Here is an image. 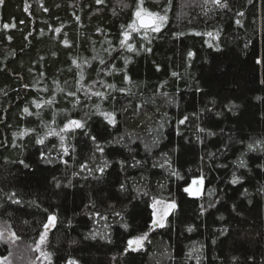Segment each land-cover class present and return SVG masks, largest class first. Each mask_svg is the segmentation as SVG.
Returning <instances> with one entry per match:
<instances>
[{
    "label": "trees",
    "instance_id": "obj_1",
    "mask_svg": "<svg viewBox=\"0 0 264 264\" xmlns=\"http://www.w3.org/2000/svg\"><path fill=\"white\" fill-rule=\"evenodd\" d=\"M0 225L49 264H264V0H0Z\"/></svg>",
    "mask_w": 264,
    "mask_h": 264
},
{
    "label": "rangeland",
    "instance_id": "obj_2",
    "mask_svg": "<svg viewBox=\"0 0 264 264\" xmlns=\"http://www.w3.org/2000/svg\"><path fill=\"white\" fill-rule=\"evenodd\" d=\"M148 15L147 13H141V16ZM139 17H136V20ZM173 204L166 201H157L153 205V224L164 226L166 220L171 213ZM156 227V228H157ZM0 241L7 244V255L0 257V264H49V258L45 252L43 242H38L35 245L30 243H22L13 240L11 235L7 233L6 229L0 225ZM139 241V243L132 244L134 248L140 249L143 247L144 238L132 240ZM39 246V247H38Z\"/></svg>",
    "mask_w": 264,
    "mask_h": 264
},
{
    "label": "snow or ice",
    "instance_id": "obj_3",
    "mask_svg": "<svg viewBox=\"0 0 264 264\" xmlns=\"http://www.w3.org/2000/svg\"><path fill=\"white\" fill-rule=\"evenodd\" d=\"M215 3L219 4L220 3V0H214ZM141 3H142V0H141ZM149 16L152 17V20L150 23H144V21H141V26L142 27H145V28H148V27H152V30L154 31H158L159 30V24L157 23V20L159 21H163L165 18L164 17H159L158 14H152V13H149L148 14ZM136 16L137 17H140L141 16V11H137L136 12ZM191 55V54H190ZM70 124L72 125H75L76 127H80L81 125L79 124V122L77 121H71ZM54 134V133H53ZM41 143H43V141H40ZM253 146L252 145H249V148L251 149ZM241 166H243V162H241ZM236 182V181H234ZM174 206V205H173ZM49 224H46L45 225V230L47 231L48 228L51 226V225H54V222H55V217L54 216H50L49 218ZM0 235H2V233H0ZM14 235V234H13ZM45 239V236L42 234L41 235V243L44 241ZM136 243H139V241H129V244H136ZM39 247V246H38ZM69 264H73V262H69Z\"/></svg>",
    "mask_w": 264,
    "mask_h": 264
},
{
    "label": "water",
    "instance_id": "obj_4",
    "mask_svg": "<svg viewBox=\"0 0 264 264\" xmlns=\"http://www.w3.org/2000/svg\"><path fill=\"white\" fill-rule=\"evenodd\" d=\"M152 20V17L149 16V15H143V16H140L136 22H137V26L139 28H142V29H151L152 27H148V28H145V27H142L141 26V21H144V23H150ZM203 182L201 179H196L194 181H192L185 189V193L190 195L191 197L193 198H199L202 193H203V190H204V187H203ZM155 227H157V225H155Z\"/></svg>",
    "mask_w": 264,
    "mask_h": 264
}]
</instances>
